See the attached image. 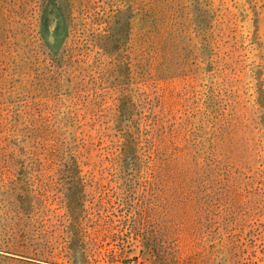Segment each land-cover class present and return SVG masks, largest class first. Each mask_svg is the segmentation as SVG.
<instances>
[{
  "label": "rangeland",
  "instance_id": "1",
  "mask_svg": "<svg viewBox=\"0 0 264 264\" xmlns=\"http://www.w3.org/2000/svg\"><path fill=\"white\" fill-rule=\"evenodd\" d=\"M0 264H264V0H0Z\"/></svg>",
  "mask_w": 264,
  "mask_h": 264
}]
</instances>
